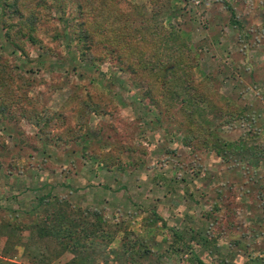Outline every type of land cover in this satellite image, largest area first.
Listing matches in <instances>:
<instances>
[{
  "label": "rangeland",
  "instance_id": "1",
  "mask_svg": "<svg viewBox=\"0 0 264 264\" xmlns=\"http://www.w3.org/2000/svg\"><path fill=\"white\" fill-rule=\"evenodd\" d=\"M115 1L122 11H155L147 0ZM13 2L0 0V77L13 80L0 96L16 110L9 122L0 116V264H264V163L248 151L216 152L225 142L264 146V0H165L164 34L177 33L184 47L169 41L180 60L169 67L160 57L151 73L127 71L108 44L78 56L72 30L87 22L86 2L34 0L31 32L32 4ZM152 74L170 82L173 98H183L180 81L210 91L201 104L206 129L195 127L185 143L178 101L141 100ZM59 114L72 116L83 142L56 149L37 137L35 117ZM48 193L47 207H34ZM56 200L87 213L80 255L36 236L43 210L58 212ZM173 233L192 255L175 250Z\"/></svg>",
  "mask_w": 264,
  "mask_h": 264
},
{
  "label": "trees",
  "instance_id": "2",
  "mask_svg": "<svg viewBox=\"0 0 264 264\" xmlns=\"http://www.w3.org/2000/svg\"><path fill=\"white\" fill-rule=\"evenodd\" d=\"M19 1L22 0H14L15 3ZM24 1L32 4L34 0ZM147 1L151 5V11L155 9L154 14L151 16H145L142 10L134 13L129 6L126 10L122 11L117 6V2L115 0H81L82 4L86 2L87 9H85V11L87 12V18H85L87 19V22L86 20H83L76 23L72 30L73 38L80 42V46L77 48L78 56H80V58L87 59V56L91 57L88 53L93 44H108L110 47L118 49V57L122 54L123 59H127L129 57L133 58L130 62H127L126 59L124 60L127 71L131 73H135L137 70L147 66H149L148 70L150 73L153 70L155 71L159 65L155 66L153 64L155 61H158L160 57H166L167 62H169V67L174 61H179L181 58L180 54H178L180 53L179 47H184L181 37H178L175 32H167V34H164L165 28L163 27L162 20L158 15V13L161 14L162 11L167 12V14H171V11H168V6L166 5L165 0ZM77 3L76 9L79 7V4ZM29 6L28 9L30 18L27 19L25 26L31 32L34 30L35 20L33 17H35L36 12L33 4L30 7ZM17 13L18 11L15 10V14ZM230 18L231 25L237 26L238 22L233 16V13H231ZM247 37V35L242 36L245 40ZM242 38L241 40L244 42ZM31 41H33V39H31ZM169 41L178 43L179 47L169 45ZM170 51L173 53L172 55L169 54ZM132 61L135 62V64H132ZM257 70L259 71V68H257ZM248 71L249 74L247 80H253L255 70L251 68L248 69ZM161 75L162 74H160V76ZM206 78L207 77L203 80H206ZM150 79L152 81L151 84L149 82L147 88L141 92L139 97L145 103H155V105L158 106L164 105L167 108H170L172 104V102L168 104V100L178 101L179 105L177 106L176 111L179 113L181 123L184 124L188 130V133L184 137L185 143L187 140L192 138L193 134H190L195 127L203 130L206 129L204 125L210 123V116L202 108L201 104L208 99L210 91L198 88L192 89L190 86H186L184 81H180L179 87L181 86L183 92L181 96L183 98L180 96L173 98L172 90L169 87L170 82L166 81L165 83V81H163V85L160 83L156 84L155 82L159 79V74L150 75ZM0 81L1 86H4L8 89V91L12 90V78H6L3 76V78L0 77ZM246 89L247 88H245V91ZM87 103L88 102L86 101L84 105L87 106ZM11 104L12 102L8 96H0V116L4 119V121L9 122L12 117L16 116V114H14L16 110L12 108L13 105ZM18 110L21 111L19 108ZM23 114V112H20L18 118H23ZM55 117L57 119L56 121L53 119V116H49L46 119L40 115L35 117L38 124L37 137H42V139L46 142V145L60 149L66 145H76L79 141L83 142L86 139L87 134L80 132V126L78 124L72 123V116L68 117L66 115L59 114ZM221 118L222 115L219 119ZM222 120L224 121L222 123H226L223 118ZM219 125H222L221 122ZM95 144H98V142L96 141ZM226 149L229 152L227 153L228 155H239L244 152L247 153L248 151L249 157H251L254 162L261 160L264 163V146L258 145L257 142L240 144L237 146L225 142L220 148H217L216 152L219 155H223ZM101 162H104V158H101ZM49 197V193L40 196L36 199L37 202L34 204V207H47L49 204ZM54 205L56 206V211L58 212L49 214L46 209L43 210L42 214L45 224L42 226L39 223L41 225L40 227H34H38L35 229L37 238H52L60 244L62 249L61 251L64 250V252L69 251L71 253L72 250H75L80 255L81 251L76 248L78 246H82L84 248L87 245V242L80 239L82 237H87V230L91 226L88 224L87 218L84 221V217H87V213L82 212V214H80L78 212L76 213L70 211L66 205L61 202V200H56ZM40 221L41 220H38L34 223H38ZM191 235V240L198 238L193 236L196 235L195 233ZM173 237V243L176 247L175 250L180 251V247L182 246L184 250L189 251V254L192 255L189 250L190 247L188 245L184 246V240L181 236H179V234L173 233ZM4 240H6L5 237ZM65 240L69 241L70 244L67 245L66 242H64ZM203 240L204 237H201L200 243H202ZM131 248L132 246H129V257L133 258V256L136 255V258H138L140 252L138 251L137 254L132 255L131 253L133 252L131 251ZM142 253L145 254L146 251L144 250ZM81 261L82 260H80L78 264H83ZM195 263L202 264L199 260H196ZM68 264H72V260H70ZM187 264H189L188 261Z\"/></svg>",
  "mask_w": 264,
  "mask_h": 264
}]
</instances>
